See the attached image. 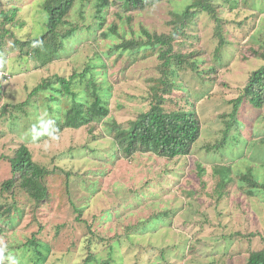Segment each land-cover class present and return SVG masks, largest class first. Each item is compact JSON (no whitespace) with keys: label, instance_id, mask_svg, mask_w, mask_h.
I'll return each instance as SVG.
<instances>
[{"label":"rangeland","instance_id":"obj_1","mask_svg":"<svg viewBox=\"0 0 264 264\" xmlns=\"http://www.w3.org/2000/svg\"><path fill=\"white\" fill-rule=\"evenodd\" d=\"M15 1L20 9L15 20L2 26L3 18L0 17V38L5 34L4 27L10 31L0 48V112L7 104L20 105L27 100L30 103L24 109L17 110L16 105L0 113V182L11 177V163L7 157L22 143L29 144L36 161L58 166L56 173L49 177L51 200L36 213L46 224L40 237L49 240L54 250L44 264H104L106 260L108 264H246L250 250L264 247L261 239L264 191L248 198L234 187L227 198L218 203L207 192L211 189L210 173L214 162H227L235 173L254 165L257 179L264 182V108L256 109L242 100L235 113L236 123L229 131L228 143L222 148L214 147L224 137L227 126L224 120L232 119L234 99L240 96L250 72L260 65L261 59L247 60L245 56L252 42L264 41V12L258 10L264 9V2L257 0L259 3L254 9L230 10L219 0L222 2L220 17L226 20L235 42L222 50L219 81H204L191 70H181L182 77H176L178 87H174V99L179 102L190 92L198 99L203 131L193 153L174 159L137 154L117 162L113 157L114 141L102 125L93 131L87 126L66 129L56 135L58 139L34 140L29 128L38 119V113L46 108L43 94L29 93L46 77L69 76L83 71L87 65L103 64L104 59L110 69L99 68L101 72L97 71V78L113 85L108 118L112 116L127 125L148 107V90L161 76L160 59L155 53L127 67L130 52L120 55L113 50L109 54L110 48L121 41L120 34L126 37H131L133 32L142 35L143 28L159 34L169 33L173 12H181L191 0H165L146 9L134 10L128 13L133 16L130 23L118 15L119 6L112 4L104 10L107 22L103 30L99 28L98 16L103 14L98 10L99 0H76L69 19L80 27L76 34L65 39V49L57 59L45 65L39 58L21 55L15 43L16 37L26 40L45 32L47 13L41 7L44 0H0V13L10 10ZM113 23L117 24L119 34L111 31ZM198 24L200 38L183 42L192 46L195 40L197 46H205L207 53L213 56L218 45V40L212 37L215 22L203 13ZM102 31L109 35H102ZM12 32L16 37H11ZM142 55L143 52L139 54ZM16 113L19 117L15 123L12 121ZM197 162L208 167L209 186L206 188L202 187ZM64 171L73 172L68 187ZM150 177L153 182L142 189L141 184ZM136 182H139L135 185L138 192L133 195L127 189ZM190 189L196 193L186 198L183 190ZM19 200L28 214L17 231L8 234L10 241L0 236V256L4 244L9 243L10 250L0 264H13V260L16 264H34L37 259L32 246L13 247L40 229L38 220L31 221L34 217L32 201L24 193ZM72 202L84 207L85 218L93 220L97 215L95 226L99 229L92 241H89L86 228L75 220L78 213L73 210ZM167 209L172 211L169 217L162 218L160 214L152 219L153 212ZM146 218L147 223H137ZM118 219L123 220L121 224L116 222ZM63 223L66 225L57 235V227ZM130 224L134 228L127 231ZM116 233L120 237L108 241ZM100 235L106 239L100 241ZM110 244L113 246L108 247ZM193 245L195 251H189ZM90 253H95L97 260L85 263Z\"/></svg>","mask_w":264,"mask_h":264},{"label":"trees","instance_id":"obj_2","mask_svg":"<svg viewBox=\"0 0 264 264\" xmlns=\"http://www.w3.org/2000/svg\"><path fill=\"white\" fill-rule=\"evenodd\" d=\"M162 1L165 0H99L98 10L103 11V14L98 16L100 19L99 28L103 30L107 22L104 10L112 4L119 6L118 15L130 23L133 16L128 13L155 6ZM262 1L264 2V0ZM222 2L226 3L225 7H230V10L254 9L255 5L259 3L257 0H222ZM222 2L219 0H191L181 12H173V19L170 21L172 27L169 33L159 34L143 28L142 35H136L133 32L131 37H126V35L120 34L121 41L110 48L109 54L113 50L115 52L119 51L120 55H123L126 51L130 52L131 59H129L127 67L134 66L140 59L155 53L160 59L158 68L161 76L148 90V107L142 110L136 118L131 119L127 125H123L112 116L109 117L111 119L108 118L111 115L110 98L113 94V85L106 79L104 82H100L97 78V71L101 72L103 67L104 70L105 68L106 70L110 69L104 59L103 64H96L98 66L87 65L83 71H75L69 76L54 74L44 78L29 93L30 95L43 94L45 101L46 111L38 113V119L32 124V127L35 126V133L39 134L37 141L51 138L49 134L59 135L66 129H80L87 126L89 130H92L102 125L105 127L107 135L114 141L113 151L115 155L113 157L117 162L121 158L131 159L137 154L141 156L143 154L155 155L168 159L192 154L203 131L202 119L197 107L198 99L190 92V95L182 96L180 101L177 102L173 97V92L174 87H178L176 77H182L181 70H191L204 81L212 83L219 81L221 71L219 61L223 55L222 50L225 46L235 43L232 40L234 37L226 20L220 17L219 9L222 7ZM16 4L15 1L10 10L0 13V17L3 18L2 26L15 20L20 10ZM75 4L76 0H44L41 7L47 13L45 32L34 37H28L26 40L16 37L15 32L11 33V37H16L15 43L19 46L21 55H28L33 59L39 58L44 65L54 62L65 49V39L76 34L78 26L80 27V25L69 19ZM258 10L264 12L263 8ZM203 13L215 22L212 37L218 40V45L213 56L207 53L205 46H197L195 40L192 42V46H188L183 42L184 39L188 41L193 37L196 40L200 38L202 33L198 26V19L200 14ZM3 30L5 34L0 38V48L5 43V35L10 33L8 28L4 27ZM111 31L119 34L116 23H113ZM194 32L195 35L193 36ZM101 33L107 35L105 31ZM74 37L76 38V36ZM248 51V56H245V59H261L260 65L250 72L240 96L234 99L235 109L230 114L232 119H223L227 125L223 131L224 137L214 145L215 148H222L223 145L228 143L229 131L231 126L236 123L235 113L242 100L247 101L256 109L264 108V41L252 42ZM141 52L144 53V56H139ZM115 79L118 81V76ZM221 83L226 84L225 82ZM29 103L30 100L20 105L16 104L19 107H17V110L24 109ZM16 105L7 104L0 113L3 114L7 110L16 107ZM45 112L47 113L46 117L44 116ZM18 117V113L13 114L14 121L12 122H15ZM48 119L53 120L55 123L48 125L45 129ZM32 127L29 128L30 131ZM262 141H264V138H262ZM7 158L11 163V177L0 182V236H5L6 240L10 241L8 234L10 232L15 233L24 221L26 214H28L26 206L19 200L24 193L29 201H32L31 211L34 217L31 221L38 220L40 229L37 232H32L23 243L16 242L13 247L26 248L32 246L37 255L34 264H44L50 259L54 250L49 244V240L40 237V234L46 228V224L41 218L37 217L36 213L39 207H43L51 200L52 192L49 188V177L56 173L58 166L51 167L48 164L36 161L34 153L27 143H22L16 147L13 154ZM211 166V189L207 193L216 200V203L226 199L234 187L241 190L248 198L257 196L258 192L264 191V182L257 179L254 165H249L245 171L240 173H235L232 166L227 162H214ZM207 170V166L197 162V172L203 188L209 186L206 180L208 177ZM64 172L65 183L68 187L73 172ZM153 180L150 177L145 183L141 184L142 189L147 187ZM138 183L130 185L127 191L133 193V195L137 193L138 190L135 185H138ZM96 191L94 190V192ZM183 192L186 198H191L196 193L194 189L183 190ZM72 207L78 213L75 220L86 228L89 233V241H92L93 237L97 236L99 229L95 226L97 215L94 216L93 220H89L84 216V207L77 206L75 202H72ZM171 213L172 211L169 209L162 212L155 211L152 213L154 215L152 219L160 217V214H162V218L164 216L169 217ZM122 221L118 219L116 222L121 224ZM148 221V218H146L137 223L144 224ZM64 225L66 223L58 225L57 235ZM127 227V231L134 228L132 224L127 225ZM257 233L261 234L259 231ZM261 235L264 242V234ZM99 237L100 241L106 239L101 235ZM114 237L118 238L120 236L116 233L114 236H110L108 241ZM112 246L110 244L108 247ZM152 248L155 247L152 245ZM9 251V243L4 244L0 261L2 258L7 257ZM189 251H195V246L193 245ZM95 256V253H90L85 259V263L96 261ZM103 263L108 264L109 260ZM246 264H264V247L259 250H250Z\"/></svg>","mask_w":264,"mask_h":264},{"label":"clouds","instance_id":"obj_3","mask_svg":"<svg viewBox=\"0 0 264 264\" xmlns=\"http://www.w3.org/2000/svg\"><path fill=\"white\" fill-rule=\"evenodd\" d=\"M44 116L46 117L47 116V113L45 112L44 113ZM55 122L51 119H48L47 120V124H45V129H47V126L50 125V124H54ZM31 133H32V136H33V139H37L38 138V135L39 134H36L35 133V126L32 127L31 129ZM49 136H51L53 139H58V137L56 136V134H49ZM13 264H16L15 260H13Z\"/></svg>","mask_w":264,"mask_h":264}]
</instances>
